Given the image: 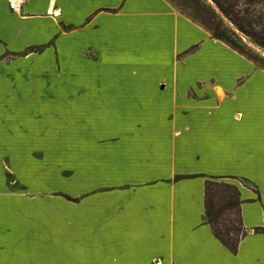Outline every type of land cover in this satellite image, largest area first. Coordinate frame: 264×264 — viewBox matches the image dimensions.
<instances>
[{"label":"crops","instance_id":"obj_1","mask_svg":"<svg viewBox=\"0 0 264 264\" xmlns=\"http://www.w3.org/2000/svg\"><path fill=\"white\" fill-rule=\"evenodd\" d=\"M145 18L198 34L172 58L225 45L167 0H26L18 11L0 0V264H264V70L225 45L240 60L230 82H179L185 63L151 66L136 54ZM63 23L78 26L65 33L93 46L103 62L94 72L108 75L65 86L62 145L90 171L55 229L53 196L38 193L54 173L48 43ZM208 179L239 189L246 234L235 253L205 221ZM38 199L45 208L24 207Z\"/></svg>","mask_w":264,"mask_h":264},{"label":"rangeland","instance_id":"obj_2","mask_svg":"<svg viewBox=\"0 0 264 264\" xmlns=\"http://www.w3.org/2000/svg\"><path fill=\"white\" fill-rule=\"evenodd\" d=\"M144 21L147 29L146 32H148V34H146V39L142 40L143 42L137 41V46L134 45V47H138L135 48L136 54L139 53L138 55L143 56L145 62H149V58L152 56L151 58L154 60H150L151 66H166L168 65V62L173 65L185 63V65L177 67L179 82L184 83L196 80H208L210 78L230 82L233 73L237 69H240L238 68L240 65L238 57L230 50H227L229 49L228 47L221 45L219 42L215 43L220 44L223 48L213 44L211 41H204L201 43V47L198 51H196V49L199 47V43L198 45H190L185 52L178 53L175 51L172 58V51L175 45L178 44L179 48H181L183 45L185 46L188 41L198 38V34L190 32L184 23H180L177 29L171 28L169 24L167 26L161 25L163 28L160 27L159 29L154 20L145 18ZM111 23L115 24L116 22L113 20ZM58 25L60 28L48 43L54 59V81L57 109L55 115L56 144L54 153V173L52 177H49L48 184L44 186L45 191L38 193L40 197L49 196V203L51 202L50 198L53 196L52 206L55 212V229H61L63 225L64 210L78 208V194L82 188V183H84V177L88 175L90 171L85 167L86 162L84 161V158L80 156L78 151H72V148L71 151H67L69 148L63 147L62 145L65 116L62 111H58V107L63 106V92L65 91V86H73L71 84L76 85L79 80L85 79V77L93 80L94 77L102 76L104 79L105 75H108V73L94 72V66L102 65L103 62L98 59L97 51L93 46L89 44H79V41L76 40V33H65L78 26H74L72 23ZM81 25L83 26L84 24ZM172 27L174 26L172 25ZM122 32L126 33V30H122ZM146 32H143L142 30L139 34ZM158 32L162 34H159ZM177 34L181 37L180 40L178 38L179 41L175 40ZM98 35L102 38L100 42H103L104 45L108 44L107 40L111 41L112 39L111 36H104L101 32H99ZM246 40L253 46L248 39ZM34 48H37L39 51L43 49L42 46ZM148 48H154V50H151L153 53H150ZM254 48L264 54V52L258 47L254 46ZM188 51L196 52L185 57L187 54L186 52ZM110 53L112 54L113 50H110ZM129 60L130 58L127 56L120 57L118 63L125 65ZM83 70H85V73ZM117 75L119 76V74ZM254 79L259 80L258 77H252L251 80ZM24 207L45 208L46 200H27L24 201ZM41 219L46 218H38V220ZM28 249L27 252H23L22 257H33V250H30L33 248L31 247Z\"/></svg>","mask_w":264,"mask_h":264},{"label":"trees","instance_id":"obj_3","mask_svg":"<svg viewBox=\"0 0 264 264\" xmlns=\"http://www.w3.org/2000/svg\"><path fill=\"white\" fill-rule=\"evenodd\" d=\"M167 1L212 38L264 70V54L254 48L264 52V0ZM240 204L237 185L224 180H205V221L216 239L232 253L246 234Z\"/></svg>","mask_w":264,"mask_h":264},{"label":"built area","instance_id":"obj_4","mask_svg":"<svg viewBox=\"0 0 264 264\" xmlns=\"http://www.w3.org/2000/svg\"><path fill=\"white\" fill-rule=\"evenodd\" d=\"M26 0H8L9 8L18 11L20 9V6L25 2Z\"/></svg>","mask_w":264,"mask_h":264},{"label":"bare ground","instance_id":"obj_5","mask_svg":"<svg viewBox=\"0 0 264 264\" xmlns=\"http://www.w3.org/2000/svg\"><path fill=\"white\" fill-rule=\"evenodd\" d=\"M58 13L56 12L55 15H57Z\"/></svg>","mask_w":264,"mask_h":264}]
</instances>
